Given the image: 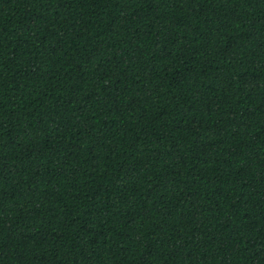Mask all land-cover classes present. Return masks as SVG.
I'll list each match as a JSON object with an SVG mask.
<instances>
[{"label": "trees", "instance_id": "1", "mask_svg": "<svg viewBox=\"0 0 264 264\" xmlns=\"http://www.w3.org/2000/svg\"><path fill=\"white\" fill-rule=\"evenodd\" d=\"M0 264H264V0H0Z\"/></svg>", "mask_w": 264, "mask_h": 264}]
</instances>
